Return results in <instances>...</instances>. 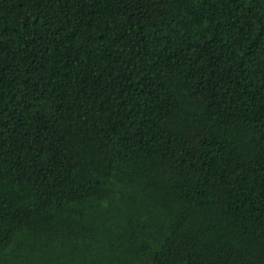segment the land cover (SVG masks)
Masks as SVG:
<instances>
[{
    "label": "trees",
    "instance_id": "trees-1",
    "mask_svg": "<svg viewBox=\"0 0 264 264\" xmlns=\"http://www.w3.org/2000/svg\"><path fill=\"white\" fill-rule=\"evenodd\" d=\"M256 0H0V264H264Z\"/></svg>",
    "mask_w": 264,
    "mask_h": 264
},
{
    "label": "rangeland",
    "instance_id": "rangeland-1",
    "mask_svg": "<svg viewBox=\"0 0 264 264\" xmlns=\"http://www.w3.org/2000/svg\"><path fill=\"white\" fill-rule=\"evenodd\" d=\"M257 6L252 5L250 8L246 3H239L231 19L233 25L243 30L250 36H254L260 27L264 25V0H256Z\"/></svg>",
    "mask_w": 264,
    "mask_h": 264
}]
</instances>
